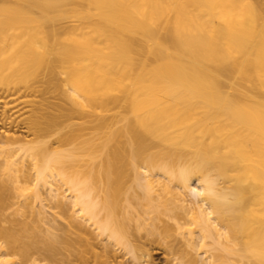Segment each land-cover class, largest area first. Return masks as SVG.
<instances>
[{
	"label": "bare ground",
	"instance_id": "1",
	"mask_svg": "<svg viewBox=\"0 0 264 264\" xmlns=\"http://www.w3.org/2000/svg\"><path fill=\"white\" fill-rule=\"evenodd\" d=\"M38 62L59 102L21 123L30 140L0 113V203L72 214L49 244L0 228V264L54 243L67 264H150L146 235L173 264H264V0H0V91Z\"/></svg>",
	"mask_w": 264,
	"mask_h": 264
},
{
	"label": "rangeland",
	"instance_id": "2",
	"mask_svg": "<svg viewBox=\"0 0 264 264\" xmlns=\"http://www.w3.org/2000/svg\"><path fill=\"white\" fill-rule=\"evenodd\" d=\"M33 71H35V74L32 75L26 82L19 85V87L21 88L19 93L15 94L14 91H12L11 93H8V92L3 93L2 91H0V99H4L3 102H0V113H2V111L5 108H7V109L11 108L13 110H11V112H9L10 116L12 115L11 117H13L14 119L17 120V121L15 120L16 123H18V122L20 123V125L18 124V126H17V124H15V126L10 127L11 133H13L14 130H16V133H18V136H24V137L29 136L28 140H30L31 137H30L29 133L26 131L27 129L21 123H23V121L27 120L28 118H30L32 116V113L38 107V104L58 103L59 102L58 98L60 96V93L54 88L53 85L46 83L48 77H46V75H45L46 73L42 71V68H40L39 62L35 65V67L33 68ZM29 87H30V89H28ZM33 88H35L36 90H32ZM1 95H2V97H5V98H1ZM86 121H87L86 119H79V118L74 117L72 123L77 124V125H83L86 128L88 126L86 124ZM0 129H1V127H0ZM1 131H2V129H1ZM91 132L86 131V130L84 131L85 134L91 133ZM96 133H98V132H94V134H96ZM50 140H52V139H50ZM76 155L77 156L75 158L76 159L75 162L67 164V167H75L76 165L78 167L81 165L84 166L85 163L87 161L89 162V160H90L82 152H76ZM21 201H20V199L14 198L13 195H11L8 198H6L2 203H0V228L8 229L11 232H13L14 234H16L17 236H19L20 241L23 244L30 243V242H33V243H35V242L41 243L42 242V243H47V244L52 243L53 242L52 237H50L45 232L48 228L53 229L52 232H54L58 236H65L66 235L69 217L72 214L71 211L67 212L66 216H62L60 214L59 210H57L55 208L53 209L52 206H54L53 205L54 203H50V202L46 201L45 202L46 206L44 208L45 210L41 211L42 213L45 212L46 214L44 213V219H43V222L41 223L40 220L38 221V216H36L35 213H34L35 216L32 215L30 213L31 211L28 210L29 209L28 206L24 205L23 202H22V204H23L24 209H22V211L18 214L15 213V209H17L19 204L21 205ZM26 204H27V202H26ZM39 206H37V204H36L35 207H39ZM19 208H20V206H19ZM21 208H22V205H21ZM142 209H144V208H142ZM142 209L139 208V210L142 212L146 211V207H145L144 211ZM39 210H40V208L35 210V212L37 213V211H39ZM159 210H161L162 212L164 211V209L162 210L161 208ZM161 211H158V215L156 214L158 217L156 215L154 218H153L154 215H152V217L151 216L150 217L152 220H154L155 218H158V220L161 219V222L164 221V223H166L165 221H169V220H167V218L165 219V217L163 219L162 215L160 214ZM159 214L161 217L159 216ZM58 215H61L62 217L58 216ZM144 216L146 217L148 215H144ZM144 216H143V219H145L146 223H147V220H149L150 217H149V219L146 217L147 218L146 219ZM151 219H150V221H148V223L149 222L151 223V221H152ZM153 222L157 226H158V224H160V221L158 222V221L154 220ZM164 223H161L159 226H162V224L164 225ZM170 223L173 224L172 222H170ZM148 227H147V230H150V231H155L153 229H156V228L152 227V230H151L150 228L148 229ZM143 232H141V233H143ZM141 235H143V234H141ZM145 235H143V237ZM146 236L144 238L145 240L142 239L143 241L142 240L141 241H142V244H144V246H145V244H147V246H145V249H147L148 251L150 250L149 253H150L151 257H150V260H148L150 262V264L151 263L152 264H173L171 262V259H173V258L169 255L166 256L167 251L164 253L163 250H165V249H163L162 246H158V243H159L158 240H156L158 242V243H156L155 239H154V242H155L154 243L152 236L147 237L148 239H146ZM72 237H74V236H72ZM148 240L150 242H148ZM151 240H152V242H151ZM144 241H147V243L146 242L143 243ZM180 241H181V238H180ZM181 243H183V241ZM54 244L57 248L56 255L54 257V260H48L47 264H67L68 258L73 260V257H69L70 253L68 251H66L65 245H60L58 243H54ZM95 244H96V247L98 246V248H96V250L100 251L101 249H99V247L102 248V246L105 245V242H101L100 239H96ZM175 244L179 245L180 242H179V244L178 243H175ZM179 247L181 248L180 245H179ZM190 252H191V255L194 254L195 255L194 257L197 258L196 254L193 253L194 251H190ZM41 253L43 255L49 254L48 252H44V250H42ZM116 253L114 254V256H116V257L113 256V258L116 259V260H114L116 262H113L114 264L115 263L119 264L118 262H121V264L122 263L123 264L133 263V262H131V260H129L128 256L127 257L122 256V254L124 255V253L121 252V254H120L118 251H116ZM216 253H218V252H216ZM170 257H171V259L169 260ZM71 264H78V263L76 261H72Z\"/></svg>",
	"mask_w": 264,
	"mask_h": 264
},
{
	"label": "clouds",
	"instance_id": "3",
	"mask_svg": "<svg viewBox=\"0 0 264 264\" xmlns=\"http://www.w3.org/2000/svg\"><path fill=\"white\" fill-rule=\"evenodd\" d=\"M175 178L176 179H183L184 178L183 173L181 172V173L176 174ZM211 195H215V193H211Z\"/></svg>",
	"mask_w": 264,
	"mask_h": 264
}]
</instances>
